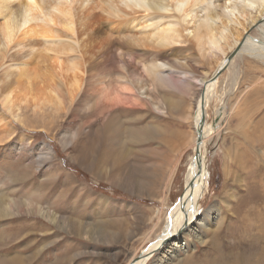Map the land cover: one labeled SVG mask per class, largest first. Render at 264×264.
<instances>
[{"label": "rangeland", "instance_id": "1", "mask_svg": "<svg viewBox=\"0 0 264 264\" xmlns=\"http://www.w3.org/2000/svg\"><path fill=\"white\" fill-rule=\"evenodd\" d=\"M16 1L2 6L0 16L13 15L20 24L27 15L32 25H39L44 19L53 32L40 37L57 42L45 45L34 34L37 43L44 44H39L41 49L30 47L26 41L12 44L11 50L0 49V102L20 65L32 57V52L40 49L54 54L56 48L76 45L64 27V15L52 12L55 0H38L35 9L29 5L21 7ZM224 3L225 0L218 1L216 14L222 15ZM98 30L102 38L97 46L114 47L106 61L97 56L98 51L89 63L86 60L81 92L68 109L54 120L50 115L34 118L27 112L21 122L6 121L10 137L0 143V193L4 191L20 203L31 201L56 217L54 223H48L38 215H22L1 225L0 234L4 231L7 242L0 244V251L7 247V257L19 255L28 260L32 251L40 249L37 264H131L163 235L169 212L185 189L189 160L196 146L190 116L201 93L202 80L207 81L213 73L211 66L200 63L199 54L186 46L172 48L165 55L153 50H130L102 20ZM248 37L264 42L255 29H249ZM61 39L66 43H60ZM3 46L0 33V47ZM66 49L62 50L63 55L69 54L70 49ZM29 50L32 52L27 54ZM141 61L167 63L174 68L166 70L163 79L143 80L142 85L148 88L146 99L138 96L137 63ZM174 62L185 66L182 72L186 78ZM58 81L60 84L61 78ZM99 91L117 95L115 106L95 104ZM3 112L0 107V118ZM201 132L207 187L199 215L193 225L165 242L145 264H204L207 257L215 258L213 245L224 236V222L231 226L232 212L243 209L238 205L244 207L251 197L259 199V195H264L258 178L264 177V60L238 53L227 64L208 100ZM136 179L143 182L128 184ZM154 180L157 183L151 186ZM97 200L100 205H96ZM53 207L57 209L51 210ZM260 210L264 212V206ZM70 215L76 219L70 223L62 221ZM47 231L48 250L41 247L43 238H48L43 235ZM252 232L244 235V241L254 240L256 233ZM225 236L230 247L237 233L230 231ZM29 242L31 251L24 247Z\"/></svg>", "mask_w": 264, "mask_h": 264}, {"label": "bare ground", "instance_id": "2", "mask_svg": "<svg viewBox=\"0 0 264 264\" xmlns=\"http://www.w3.org/2000/svg\"><path fill=\"white\" fill-rule=\"evenodd\" d=\"M218 1L219 0H55V4L51 6L52 12L61 17L64 15V17H62L64 19V27L66 31L71 34V38L76 41V45H71L70 48L67 47L69 45L64 48L62 47L63 45L59 44V47H62V49L56 47V49H54L53 43L57 42L56 40L53 41L52 39L50 41V39H45L44 36H51L52 34L50 33L53 31H51L49 26L44 24V19H41V22L38 20L39 25H32L27 15L24 17V20L21 19L22 23L20 24L13 15H11V18H2L0 16V33L2 43L4 44L3 47H0L2 52L3 49L5 50L7 47L10 49V46H12V44L14 45L16 42L20 45L23 44L20 43L21 41L30 42V47H39L40 49L44 47V44L49 45L51 44L50 42H53L50 49H54L57 52L51 54L53 52L50 51L49 53L48 49H46L48 52H42L39 48L37 52H32V50L27 51V54L32 52V57L30 55L28 56L29 58L31 57L30 59L26 58L27 56L25 57L28 59L26 60L27 62L24 65H20V69L14 81L6 87L4 90V98H1L3 101H1L2 103L0 102V107L5 112H3V116L0 118V143L5 142L10 137L6 121L9 123L14 121L21 122L25 119L22 116L27 112L32 114L34 118L50 115L51 120H54L57 115L66 110V108L68 109L75 101L78 94L81 92L84 71L87 70L88 67V65L85 64L87 63L86 60H88L89 63L93 58L92 55L98 51L96 54L99 55L97 56H99V58L104 57L106 61V58L108 59V55L112 50L111 47H114V45H109V47L97 46L100 44L98 42L102 38L98 30V22L100 20L108 25L109 30L115 33L113 34L114 36L121 38L125 48L130 50L136 48L153 50L165 55L172 48L186 46L189 51L194 54H199L200 63L203 65L209 64L211 66L213 73L207 81H205L206 79L202 80V90L190 116V120L193 122V130H195L196 146L194 155L189 160L185 179V189L178 199L176 206L169 212L161 239L152 242V244L143 251L142 255L135 258L131 264H145L147 259L158 251L165 242L167 243L170 239L179 235L182 230L189 228L196 222V217L199 215L201 202L205 197L207 187V171L204 158L205 144L202 142L201 132L202 119L205 116L208 100L214 93L216 80L222 72L220 70L222 68L225 69L227 64L236 57L238 53H242L254 59L264 60V42L249 37L247 38L249 29H255L264 37V0H225L222 8V15L221 13L216 14V5ZM14 2L17 1L0 0V10L5 4ZM37 2L38 0H19V6L23 7L29 5L31 9H35ZM77 4L79 5L75 7L74 5ZM59 22L61 24L62 20ZM58 33L60 34V32ZM34 34H38L39 37L44 35L43 38L40 37L44 43H39L41 47L33 36ZM23 38H28L30 40H23ZM109 39L110 37L108 40ZM61 41L62 39L60 43H66V40ZM25 46H27V44H25ZM46 47L48 48V46ZM20 48L18 49L20 50ZM76 48V53L78 54L74 53ZM57 49H59V52ZM64 49H66V51L70 49L68 55L64 51L67 56L62 53ZM134 52L138 53V51ZM19 53L16 52V54ZM25 55L26 54L23 56ZM142 55L147 56L148 54L143 53ZM141 62L143 63H137L139 64L140 73V80L138 81V96L140 98L147 96L148 88L142 85L144 79H163L165 76L162 74L166 72V70L170 68L174 69L167 63L156 61ZM174 65L175 67L178 66L177 69H179L181 75L186 78L185 72H182L186 69L185 66L175 62ZM59 78H61L60 84L58 81ZM179 82H183V80H179ZM118 99L119 97L117 95L112 93L108 95L99 91L98 96L95 98L96 103L95 101L94 103H102L107 108H112L115 106L114 104L117 103ZM155 108L157 109V104ZM105 127L108 128V125ZM110 128L111 126L108 129ZM107 141L109 142V140ZM113 142L114 141H112V143ZM201 148L202 150L200 151ZM122 163L123 162H121V164ZM117 164L120 165V163ZM258 178H260L261 181L260 186L264 188V177ZM19 181L20 180H18V183ZM139 182H143V179H136L134 182L128 184L131 186ZM155 183H157V180H154L151 186ZM15 184L16 182L14 185ZM13 188L14 187H12V189ZM3 192L0 193V226L4 225L8 220L22 215H38L48 223H52L56 218L53 212L48 210L43 211L42 206L34 205L31 201L20 203L15 197H8L11 195L6 196ZM262 192H264V190H262ZM249 200L251 202L246 203L244 207L239 206L237 203L239 208H243L242 211L239 210L240 213H237V210L236 213L232 212L230 217L232 222L229 223L231 226H226V222H224V228L222 227V234L224 236L219 243L213 245V248L217 251L214 256H217L215 258L207 257L205 259L207 261L204 264H264V246L260 247L264 245V212L260 210V207L262 208V206H264V203H262L264 202V195H259V199L251 197ZM95 203L96 205H100L101 202L97 200ZM55 204H57V202H55ZM77 208L78 207H76V209ZM55 209H57V207H53L51 210ZM79 216L82 217L80 214ZM73 218L72 215H70V217H63L62 221L70 223ZM243 218L245 219L244 221L242 220ZM242 221L244 223H241ZM236 223H239V226H236ZM2 230H4V228H2ZM252 230L256 233L254 240L251 242L244 241L246 238L244 235L252 232ZM230 231H235L237 236L234 238V244L228 247L229 244L226 242L225 235H229ZM1 232L0 244L4 245L7 241H5L4 231ZM47 234H49L48 231L43 232V235ZM47 236L48 238H43L45 242L41 246L46 248V250H48L47 244H50V235ZM255 239L257 241L256 244L254 243ZM30 244L29 242V244L25 245V249L29 248ZM7 249L8 248L5 247V250ZM5 250L0 251L3 257L0 258V264H37L35 260L39 258L42 252L40 249H36L31 252V256L28 260H24L19 255L7 257L9 252ZM14 250L12 253L15 252ZM257 251L258 253H256ZM199 253L201 252L199 251ZM199 253L195 254L196 259L199 257ZM247 254L252 255L243 257V255ZM47 264L51 263L47 261Z\"/></svg>", "mask_w": 264, "mask_h": 264}, {"label": "water", "instance_id": "3", "mask_svg": "<svg viewBox=\"0 0 264 264\" xmlns=\"http://www.w3.org/2000/svg\"><path fill=\"white\" fill-rule=\"evenodd\" d=\"M220 71H223V68H222ZM161 237H162V236H159L158 239L161 238ZM158 239H157V240H158ZM140 255H142V254H140Z\"/></svg>", "mask_w": 264, "mask_h": 264}]
</instances>
